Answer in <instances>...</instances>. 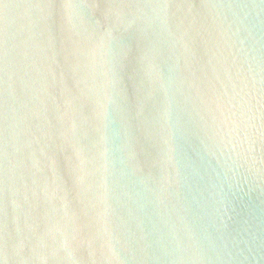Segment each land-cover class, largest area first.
<instances>
[{
	"label": "water",
	"instance_id": "1",
	"mask_svg": "<svg viewBox=\"0 0 264 264\" xmlns=\"http://www.w3.org/2000/svg\"><path fill=\"white\" fill-rule=\"evenodd\" d=\"M5 2L3 264H264V0Z\"/></svg>",
	"mask_w": 264,
	"mask_h": 264
},
{
	"label": "snow or ice",
	"instance_id": "2",
	"mask_svg": "<svg viewBox=\"0 0 264 264\" xmlns=\"http://www.w3.org/2000/svg\"><path fill=\"white\" fill-rule=\"evenodd\" d=\"M50 7L56 6L54 4L48 5ZM62 7H73L72 0H64V3L60 5ZM84 7H92V3H85L83 5ZM139 5L132 4V3H121V4H111L109 5V8H114V7H121V8H129V7H137ZM148 6H159V7H170L171 4L169 0H159V3L156 5H148ZM188 7H194V5L189 4L187 5ZM9 5L5 2V0H0V33H2L3 39H0V56L4 58V64L6 67V56H7V50H6V43H7V8ZM6 155V153H5ZM0 250L5 255L0 256L6 257V252H7V235L6 232L3 236H0ZM0 264H3V260L0 259Z\"/></svg>",
	"mask_w": 264,
	"mask_h": 264
}]
</instances>
